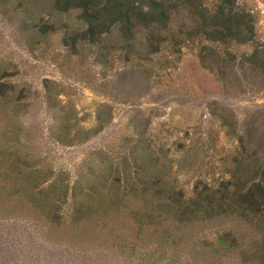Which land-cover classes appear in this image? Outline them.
<instances>
[{
	"label": "rangeland",
	"instance_id": "obj_1",
	"mask_svg": "<svg viewBox=\"0 0 264 264\" xmlns=\"http://www.w3.org/2000/svg\"><path fill=\"white\" fill-rule=\"evenodd\" d=\"M245 2L253 41L151 53L144 32L92 35L56 0H0V264H264V219L211 222L231 248L159 242L179 227L169 188L232 179L242 146L240 179H264V0ZM177 10L173 28L191 26Z\"/></svg>",
	"mask_w": 264,
	"mask_h": 264
},
{
	"label": "trees",
	"instance_id": "obj_2",
	"mask_svg": "<svg viewBox=\"0 0 264 264\" xmlns=\"http://www.w3.org/2000/svg\"><path fill=\"white\" fill-rule=\"evenodd\" d=\"M180 2L189 9L192 24H179V29H176L173 24ZM246 5L245 0H221L210 11H205L202 0H56L59 9H78L80 16L88 24L87 32L92 35L104 32L110 24L119 27V32L127 38L133 37L137 32H144L147 34L151 53L161 49L178 53L185 41H195L197 38L212 43L219 41L240 44L253 41L256 37V14L251 9L247 10ZM184 29L187 38L181 39L176 32L183 34ZM166 41L168 45L165 46ZM203 52L211 55L219 53L211 45L202 46L201 56ZM225 53H228L227 48ZM252 157L253 155L245 154L242 146L233 160L232 179H198L192 195H188L183 187L169 188L163 206L168 208L170 219L177 222L179 227L163 230L159 234L162 236L160 245L174 237L172 242L177 245L195 239L204 245L218 243L220 246L230 247L231 241L222 234H218L214 242H210V237L205 232H208L206 228L211 222L231 218L238 223L247 221L253 226L261 224L264 219V179H240L241 174L251 175V167L244 163L243 158ZM258 172L260 173V168L255 167V174L258 175ZM261 175H264V170ZM167 186L169 184L164 183L158 193ZM116 197H111L108 202L113 204ZM98 198L99 203L104 202L103 196ZM35 202L32 204L34 208H38ZM83 207L85 205L82 203L78 211L83 210ZM49 216L50 213H47L45 218L49 219ZM100 218H105V215ZM154 233L157 234L158 229ZM233 239L239 240V237ZM199 264L208 263L202 261Z\"/></svg>",
	"mask_w": 264,
	"mask_h": 264
}]
</instances>
